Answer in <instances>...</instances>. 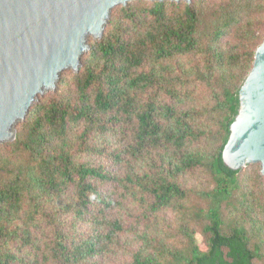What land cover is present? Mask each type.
<instances>
[{
	"label": "trees",
	"instance_id": "16d2710c",
	"mask_svg": "<svg viewBox=\"0 0 264 264\" xmlns=\"http://www.w3.org/2000/svg\"><path fill=\"white\" fill-rule=\"evenodd\" d=\"M263 38L264 0L113 8L0 144V264H264L260 164L221 156Z\"/></svg>",
	"mask_w": 264,
	"mask_h": 264
},
{
	"label": "water",
	"instance_id": "95a60500",
	"mask_svg": "<svg viewBox=\"0 0 264 264\" xmlns=\"http://www.w3.org/2000/svg\"><path fill=\"white\" fill-rule=\"evenodd\" d=\"M130 1L0 0V144L15 138L16 124L63 71L80 68L89 38H101L112 9ZM238 98L222 160L233 170L259 163L264 176V38Z\"/></svg>",
	"mask_w": 264,
	"mask_h": 264
},
{
	"label": "rangeland",
	"instance_id": "374dc122",
	"mask_svg": "<svg viewBox=\"0 0 264 264\" xmlns=\"http://www.w3.org/2000/svg\"><path fill=\"white\" fill-rule=\"evenodd\" d=\"M198 241L200 242V246L203 248V244L201 243V237L200 235L197 236ZM123 260L121 257L118 256V254H116V256L112 259L109 260V262H106L105 264H121Z\"/></svg>",
	"mask_w": 264,
	"mask_h": 264
}]
</instances>
